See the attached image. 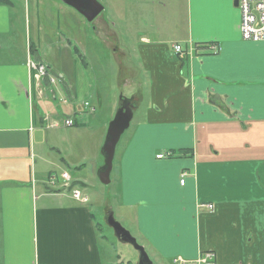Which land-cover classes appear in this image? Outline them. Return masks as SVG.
Instances as JSON below:
<instances>
[{
	"label": "crops",
	"instance_id": "crops-1",
	"mask_svg": "<svg viewBox=\"0 0 264 264\" xmlns=\"http://www.w3.org/2000/svg\"><path fill=\"white\" fill-rule=\"evenodd\" d=\"M234 2L185 0L174 43L161 34V23L153 22L127 53L128 68L119 62L120 84L124 78L133 84L122 96L139 97L134 116L149 95L117 158L119 214L149 248L154 264H174L179 257L200 264L207 252L215 254L213 264H264V41L243 40L241 11ZM62 5V0H33L37 10L46 6L49 12H64ZM159 5L162 10L155 2L148 4L157 20L178 10L176 0ZM69 18L68 11L63 33L57 24L55 32L34 37L29 22L21 55L12 59L4 46L18 24L7 5L0 6V264H131L109 246L86 191L104 164L100 142L89 162L82 154L73 165L64 157L46 158L40 142L44 116L63 107L37 94L29 60L63 76V93L54 89L67 98L63 113L75 126H87L83 115H92L75 105L77 87L64 73L78 68L69 50ZM115 41L114 54L121 57V43ZM57 44H69L66 56L56 51ZM175 44L192 48V56L181 60ZM137 70L144 77L142 86L133 82ZM65 172L72 188L88 196L87 203L63 186ZM51 176L58 179L56 185Z\"/></svg>",
	"mask_w": 264,
	"mask_h": 264
},
{
	"label": "rangeland",
	"instance_id": "rangeland-1",
	"mask_svg": "<svg viewBox=\"0 0 264 264\" xmlns=\"http://www.w3.org/2000/svg\"><path fill=\"white\" fill-rule=\"evenodd\" d=\"M10 5H7L8 10L11 12L12 20L18 24L12 35L9 37L11 43H6L4 51L8 50V53L12 56V59L18 58L21 55V40L25 39L24 31H28V23L30 22V34L31 37L37 36V33L44 34V32L51 33V30L55 32L57 24H60V33H63V19L70 13L69 23L71 29L70 38V52H72L73 62L78 64L76 70H67L64 72L67 75V79L72 81L74 87H77V93L75 98V105L81 106L88 102L91 110H94L92 115L86 117L84 111V118L86 119L85 125L87 126H71L63 127L62 123L69 118L63 112L67 108V104H56V107H63V112L59 111L57 114L49 119L47 124L57 123V128H46V126H40L41 138L40 142L43 144L42 148L46 152L45 157L51 159L52 156L64 157L67 163L73 165L82 158V154H86L91 160L92 152L96 150V144L100 142L99 155L103 163V156L101 155V147L105 141L108 126L115 117L118 108L120 107L121 97L124 98L129 95L133 84L127 82L124 78V84H120L121 78H119V72L121 70L119 62H123L124 67L128 68L129 60L127 53L131 52L133 47H136V42L139 41V35L145 31L146 28H151L153 22H160L161 34L165 37V40L170 43H174L177 40L175 35L177 30L176 21L181 18L183 5L185 0H176L177 11L170 13L166 12L163 18V14L157 20L158 14H150L148 4L155 2L160 7V3H169L170 0H97L104 6L102 14L93 22L88 23L86 19L73 8L63 6L64 12L52 10L49 12L46 6H41L39 9L33 7V0H8ZM65 4V3H64ZM162 10V8H161ZM65 16H64V15ZM160 20V21H159ZM40 24V29L35 30V24ZM171 23L175 26H171ZM165 28L163 29V25ZM52 25V29L49 26ZM157 25L155 24L154 27ZM171 26V27H170ZM27 36V35H26ZM115 38V39H114ZM119 40L121 46L119 48L123 50L122 56L114 54L118 52V46L116 41ZM56 41H62V37L56 39ZM2 40L0 39V46ZM69 44L65 46L55 45L56 51L62 49L59 53L62 57L66 56L64 51L65 47L68 48ZM4 56L5 53L1 52ZM137 57V55H136ZM3 57H0L2 60ZM70 61V60H69ZM71 64V61L69 62ZM53 66H56L52 63ZM138 66V62L136 63ZM57 67V66H56ZM58 68V67H57ZM59 70V68H58ZM125 75V74H124ZM127 76V75H125ZM142 72L137 70L134 84L137 82L143 85L144 77ZM58 77V87L60 89L65 88L63 83V76ZM137 83V84H138ZM132 84V87H131ZM137 86V85H136ZM147 92V89L144 90ZM126 96H122V95ZM130 97V96H129ZM148 97L145 98L143 106L139 109L131 122L128 130L123 134L116 151L115 168L113 165V171L111 174V183L109 185H103L99 179L92 180L90 185L87 186V193L91 195V204L94 208V213L103 222V227L106 235L110 238V245H114V252L119 253L122 260L131 264H138L139 255L137 251L130 245L119 242L116 238L113 230L107 225L106 218L113 212L115 219L122 225L123 228L128 230L137 242L145 248L141 239L137 237L134 232V227L131 224H127L121 219L119 214V184L117 178V158L121 152L123 146L131 139L133 130L136 126V122L141 118L145 112V106L148 104ZM139 97L137 96L138 101ZM50 100V99H49ZM72 101V99H71ZM52 102V101H51ZM73 102V101H72ZM139 102V101H138ZM53 103V102H52ZM55 104V103H53ZM50 113V111H49ZM60 152V153H58ZM89 168V164H87ZM38 163H41L39 160ZM67 168V166H65ZM48 170L50 168H42ZM57 171V170H56ZM73 172V171H72ZM105 242V241H104ZM146 250H149L146 247ZM201 259V258H200ZM199 259V260H200ZM199 262V261H198Z\"/></svg>",
	"mask_w": 264,
	"mask_h": 264
},
{
	"label": "built area",
	"instance_id": "built-area-1",
	"mask_svg": "<svg viewBox=\"0 0 264 264\" xmlns=\"http://www.w3.org/2000/svg\"><path fill=\"white\" fill-rule=\"evenodd\" d=\"M239 8L241 11V24L240 32L243 40L251 42H261L264 41V0H238ZM174 52L183 57L185 55H191L193 53L192 48L189 51H185V48L182 45H175L173 47ZM210 50L214 53L217 52L218 48L215 45L210 46ZM28 70L35 82V88L39 96L45 95L48 96L52 101L57 99V91L54 88L58 87V75L55 74L47 65L29 60L27 63ZM60 89V93H63V90ZM62 104H67V98L61 99ZM84 107L87 112H94L91 110L88 102L84 103ZM46 121L49 122V117H46ZM74 120L66 119L63 121V127L74 126ZM59 125L57 123L49 124L48 128H57ZM163 155L157 156L158 159H161ZM186 174L182 175L181 185H185L184 177ZM63 180V186L69 188L71 186V177L68 173H63L61 175ZM57 180L55 177H51V184L56 185ZM72 197L81 202L87 203L89 198L87 195L79 189L72 190ZM199 208H207L213 210V206L201 205ZM215 254L213 252H207L199 260L200 264H213ZM174 264H187V261L183 258H177L174 260Z\"/></svg>",
	"mask_w": 264,
	"mask_h": 264
},
{
	"label": "water",
	"instance_id": "water-1",
	"mask_svg": "<svg viewBox=\"0 0 264 264\" xmlns=\"http://www.w3.org/2000/svg\"><path fill=\"white\" fill-rule=\"evenodd\" d=\"M62 1L80 13L88 23H93L105 9L97 0ZM234 6L239 7L238 0H235ZM121 100H123V103L118 108L115 117L108 126L106 138L101 149L104 164L98 172V177L103 185H109L111 183V174L113 171L116 149L123 134L131 125L134 116V108L136 107L132 103L133 98L124 97L123 99L121 97ZM109 213L110 214L106 218L107 225L113 230L119 242L130 245L137 251L139 255L138 264H154L145 248L137 242L128 230L122 227V225L115 219L113 212Z\"/></svg>",
	"mask_w": 264,
	"mask_h": 264
},
{
	"label": "trees",
	"instance_id": "trees-1",
	"mask_svg": "<svg viewBox=\"0 0 264 264\" xmlns=\"http://www.w3.org/2000/svg\"><path fill=\"white\" fill-rule=\"evenodd\" d=\"M5 5H10V1H8V0H0V6H5ZM179 45H181V44H179ZM185 51H188V50L185 49ZM175 54H176V53H175ZM176 56L179 57L181 60H182V59L187 60V59H185V58H187V57H189V56H191V55H185V56L181 57V56H179V55L176 54ZM135 98H136V97H135ZM123 99H124V98H123ZM136 99H137V98H136ZM136 99H133V100H132V103H134V105L137 107V103H138V101L135 102ZM122 103H123V100H120V104H122Z\"/></svg>",
	"mask_w": 264,
	"mask_h": 264
}]
</instances>
